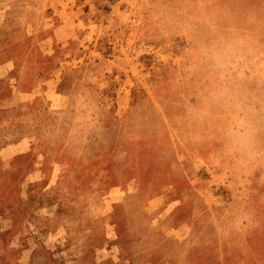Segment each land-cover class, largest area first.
<instances>
[{
    "label": "rangeland",
    "instance_id": "rangeland-1",
    "mask_svg": "<svg viewBox=\"0 0 264 264\" xmlns=\"http://www.w3.org/2000/svg\"><path fill=\"white\" fill-rule=\"evenodd\" d=\"M0 264H264V0H0Z\"/></svg>",
    "mask_w": 264,
    "mask_h": 264
}]
</instances>
